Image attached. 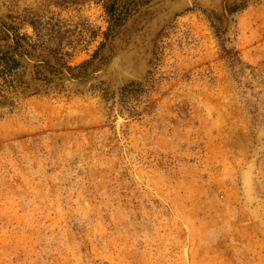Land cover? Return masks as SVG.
<instances>
[{
    "label": "rangeland",
    "instance_id": "374dc122",
    "mask_svg": "<svg viewBox=\"0 0 264 264\" xmlns=\"http://www.w3.org/2000/svg\"><path fill=\"white\" fill-rule=\"evenodd\" d=\"M0 264H264V0H0Z\"/></svg>",
    "mask_w": 264,
    "mask_h": 264
}]
</instances>
